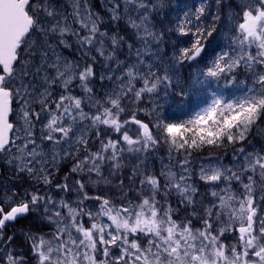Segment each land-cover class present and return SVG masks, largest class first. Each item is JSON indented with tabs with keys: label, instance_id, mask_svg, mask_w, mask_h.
Masks as SVG:
<instances>
[{
	"label": "snow or ice",
	"instance_id": "obj_1",
	"mask_svg": "<svg viewBox=\"0 0 264 264\" xmlns=\"http://www.w3.org/2000/svg\"><path fill=\"white\" fill-rule=\"evenodd\" d=\"M214 6L157 31L163 0H113L137 46L90 10L0 0V159L34 182L0 191V264H264V0ZM73 37L86 62L58 51Z\"/></svg>",
	"mask_w": 264,
	"mask_h": 264
},
{
	"label": "rangeland",
	"instance_id": "obj_2",
	"mask_svg": "<svg viewBox=\"0 0 264 264\" xmlns=\"http://www.w3.org/2000/svg\"><path fill=\"white\" fill-rule=\"evenodd\" d=\"M113 0H79L77 5V0H51V3L54 7H56L59 12L62 15H66L69 19V21L73 20V12H74V6H78L80 11L83 12L85 9L90 10L94 14H98L99 19L102 21L100 24L102 31H107L109 35L117 34V35H123L125 39L129 42H133L135 45H139V41L135 40L134 37V31L129 27L127 19H121L119 21H113L111 19V4ZM156 3L159 5L160 0H156ZM174 1L173 0H163V7L161 10V13L159 16H157L154 20V23L156 25L157 31H164L171 27V11L173 9ZM230 11V9L225 8L223 10V17L224 15ZM155 16V13L153 14ZM132 19H136V13H131ZM222 17V22L220 24V28L223 27L224 19ZM74 27H78V25H74ZM218 28V31L220 30ZM172 35V39L175 40V38ZM69 42L72 44V47L69 48H63L62 46L58 48V51L62 54L63 57L69 59L70 61H79L81 63L86 62L88 57H85L83 54V50L80 49L78 44L76 43L75 38H69ZM221 43H226L223 36L220 39ZM108 47L107 41L105 42V48ZM89 55H96L97 56V63H96V70L98 74H104L106 69L104 67L105 61L102 57H100L97 53L92 52L89 53ZM125 57H131L134 60V56H132L131 53H129L128 49L122 48L120 51V58L124 59ZM108 84V81H104V85L106 86ZM101 85L99 82L96 85V88L99 89ZM77 92H79V89H77ZM161 105H164L166 107H169V116L172 115L174 104L172 101V98L169 97L167 99V102H165L164 99H161L160 101ZM17 111H18V105L14 102L13 105V115L11 117L12 120H15L17 118ZM260 135L257 133L256 137H259ZM261 136L258 140H261ZM259 145V144H258ZM82 154V153H81ZM161 156L164 155V153H160ZM225 163L228 162V157H223ZM72 164L71 160L64 161L60 165V172L57 174L55 179H62L64 173L66 172L67 168H70ZM0 166L3 170L2 174L0 175V191L5 190L6 188H12L15 187L19 189L20 191H24L25 189H29L31 186H33V181L29 180V178L25 174H19V175H13L14 168L9 166L4 160L0 159ZM159 166V165H158ZM54 196H56V193H53ZM74 195V194H69ZM58 198V197H57ZM67 198V197H66ZM37 223V214L33 213L30 218H27V220L22 221L20 224L16 225V229H6L5 234L6 235H14L17 238V243L20 242L22 233L26 231L29 228H32ZM22 251H26L27 249H18Z\"/></svg>",
	"mask_w": 264,
	"mask_h": 264
},
{
	"label": "trees",
	"instance_id": "obj_3",
	"mask_svg": "<svg viewBox=\"0 0 264 264\" xmlns=\"http://www.w3.org/2000/svg\"><path fill=\"white\" fill-rule=\"evenodd\" d=\"M174 1V5H173V9L171 11V14H172V17H171V27L175 24L176 20L178 19V13H180V15H182V12L183 10H186V7H191L192 5L194 4H199L201 2V0H173ZM208 2V11H206V16L209 15V14H213L216 12V8H215V0H207ZM227 2H231V0H226V3ZM179 6V7H178ZM221 8H222V11H221V17H223V10H225L224 6L221 5ZM208 22H211V21H208ZM222 22V19L221 21H219V25L221 24ZM173 37L175 38V35L173 34ZM162 115L164 116H169V107H166L164 105H162ZM260 138L259 137H256V139L253 140V143L256 144L258 139ZM257 147H259V145L257 144ZM229 153H231V148H229L227 150ZM24 220H27V219H24ZM22 220V221H24ZM21 221V222H22ZM19 222V224L21 223Z\"/></svg>",
	"mask_w": 264,
	"mask_h": 264
},
{
	"label": "flooded vegetation",
	"instance_id": "obj_4",
	"mask_svg": "<svg viewBox=\"0 0 264 264\" xmlns=\"http://www.w3.org/2000/svg\"><path fill=\"white\" fill-rule=\"evenodd\" d=\"M3 172V170L1 171V173ZM1 175V174H0ZM19 223H17L16 225H18ZM14 226V227H10V228H7V229H16L17 228V226Z\"/></svg>",
	"mask_w": 264,
	"mask_h": 264
},
{
	"label": "water",
	"instance_id": "obj_5",
	"mask_svg": "<svg viewBox=\"0 0 264 264\" xmlns=\"http://www.w3.org/2000/svg\"><path fill=\"white\" fill-rule=\"evenodd\" d=\"M10 119H11V116H10ZM0 174H1V167H0Z\"/></svg>",
	"mask_w": 264,
	"mask_h": 264
}]
</instances>
